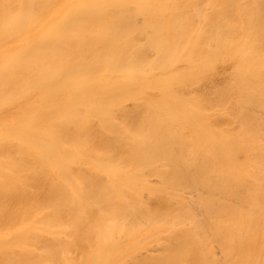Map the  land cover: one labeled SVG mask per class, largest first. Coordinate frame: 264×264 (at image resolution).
Segmentation results:
<instances>
[{
    "label": "bare ground",
    "instance_id": "6f19581e",
    "mask_svg": "<svg viewBox=\"0 0 264 264\" xmlns=\"http://www.w3.org/2000/svg\"><path fill=\"white\" fill-rule=\"evenodd\" d=\"M130 263L264 264V0H0V264Z\"/></svg>",
    "mask_w": 264,
    "mask_h": 264
},
{
    "label": "rangeland",
    "instance_id": "374dc122",
    "mask_svg": "<svg viewBox=\"0 0 264 264\" xmlns=\"http://www.w3.org/2000/svg\"><path fill=\"white\" fill-rule=\"evenodd\" d=\"M128 263H129V261H128ZM131 264V263H130Z\"/></svg>",
    "mask_w": 264,
    "mask_h": 264
}]
</instances>
